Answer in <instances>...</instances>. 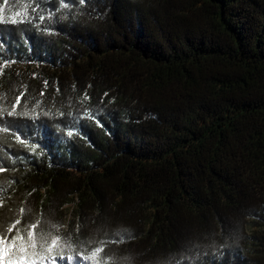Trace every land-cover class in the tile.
<instances>
[{"label": "trees", "instance_id": "1", "mask_svg": "<svg viewBox=\"0 0 264 264\" xmlns=\"http://www.w3.org/2000/svg\"><path fill=\"white\" fill-rule=\"evenodd\" d=\"M0 17V230L98 264H264V0Z\"/></svg>", "mask_w": 264, "mask_h": 264}, {"label": "snow or ice", "instance_id": "2", "mask_svg": "<svg viewBox=\"0 0 264 264\" xmlns=\"http://www.w3.org/2000/svg\"><path fill=\"white\" fill-rule=\"evenodd\" d=\"M79 2L83 4L85 0H79ZM40 19H44V17L41 16ZM2 22L3 18L0 17V23ZM15 22L13 20V23ZM19 107V103L13 105V111H9L8 115L15 116L14 110ZM87 118L96 119V122L99 123L95 114L88 113ZM68 135L71 136L73 133L70 131ZM21 143H24L23 139H21ZM6 170L5 167H0V172ZM0 207H2V203H0ZM24 211L21 209V212ZM20 225L21 221L15 220L6 231L0 230V264H81L82 261L87 262L89 260L93 264H98V254L105 252V249L97 248L91 252L90 256L86 257L81 253L75 259L71 255H58L61 249L60 237H53L46 232L38 234L36 224H31V230L25 233L18 227Z\"/></svg>", "mask_w": 264, "mask_h": 264}]
</instances>
